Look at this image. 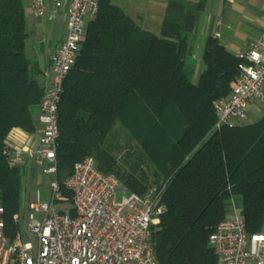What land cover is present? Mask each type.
Wrapping results in <instances>:
<instances>
[{
	"label": "trees",
	"instance_id": "obj_1",
	"mask_svg": "<svg viewBox=\"0 0 264 264\" xmlns=\"http://www.w3.org/2000/svg\"><path fill=\"white\" fill-rule=\"evenodd\" d=\"M206 2L168 0L154 34L112 0H99L58 106L55 179L62 202L71 204L64 183L87 156L129 192L144 196L154 187L163 207L151 224L158 264H218L208 236L229 216L234 195L242 198L247 233L264 232V114L214 128L213 103L231 91L239 60L207 36L198 81L185 70ZM27 39L23 0H0V206L9 239L19 231L13 215L22 209L26 163L11 166L3 150L12 128L36 130L44 90L37 63L26 55ZM116 120L138 144L124 166L104 146Z\"/></svg>",
	"mask_w": 264,
	"mask_h": 264
},
{
	"label": "built area",
	"instance_id": "obj_2",
	"mask_svg": "<svg viewBox=\"0 0 264 264\" xmlns=\"http://www.w3.org/2000/svg\"><path fill=\"white\" fill-rule=\"evenodd\" d=\"M49 5L55 11L65 10L66 33L50 57L49 83L37 106V121L43 129L26 155L42 173L56 174L63 85L76 62L87 25L98 12L99 0H30L36 17H44ZM216 24L223 25L221 21ZM220 36L217 30L212 37ZM234 55L239 60V74L229 94L213 103L217 130L234 126L235 119H245L247 102L264 107V29ZM6 143L3 153L9 164L24 163L22 150ZM64 184L71 193L73 215L56 208V202L64 200L56 179L51 182V201H41L38 189L34 199H25L30 241H23L19 231L14 239L5 235L0 206V264H158L151 224L163 211L156 204L159 193L141 197L125 192L114 175L98 169L92 156L75 162ZM117 191L123 192L121 201L116 200ZM13 220L19 223V214H14ZM208 243L223 264H264V232L248 234L241 214L220 221Z\"/></svg>",
	"mask_w": 264,
	"mask_h": 264
},
{
	"label": "crops",
	"instance_id": "obj_3",
	"mask_svg": "<svg viewBox=\"0 0 264 264\" xmlns=\"http://www.w3.org/2000/svg\"><path fill=\"white\" fill-rule=\"evenodd\" d=\"M24 6L29 9L27 21V32L28 39L30 40V45H33L34 51L37 50V46L42 45L44 40H51L50 51L48 56L39 58L36 56L35 62L40 70L39 74L36 76L39 84L45 86L49 83V72L47 71L50 64V57L54 50L57 48L58 44L64 39L66 33V18L65 10L60 9L55 11L51 5L48 6V12L44 17H36L30 10V0H24ZM165 5H163V11L152 10L149 13V19L157 20L156 27L154 29L146 26L140 25L142 28L152 32L154 34L159 33V25L162 21L164 15ZM52 16L51 18H49ZM217 21L222 22V27L217 26ZM29 23V24H28ZM58 28H62V35L60 38L54 40ZM38 29H42L44 34V39L36 38L34 35ZM264 29V0H207L205 10L201 15L199 25L195 31L194 39L195 46L202 53L205 38L207 36H213L215 31L219 30L221 33L220 42L225 46V48L235 54L236 51L247 47ZM225 37V38H224ZM54 40L55 42H52ZM202 65L199 66L200 71ZM264 90V85H263ZM255 101H250L252 103ZM256 103V102H255ZM258 104V103H257ZM247 106V103H246ZM251 104L246 111V118L248 113L255 116L258 114L256 110L251 109ZM264 114L262 111L259 116L254 118L257 120ZM37 121V109L34 114ZM245 118V119H246ZM255 121V120H254ZM252 121V122H254ZM246 123V122H245ZM251 123V122H247ZM37 133H26L21 130H16L12 133L11 137L8 139V144L17 149H21L23 154H29L30 151L35 147V141L37 139ZM31 160L28 155L25 156L24 161ZM230 212L229 216L234 214L237 209L242 208V198L239 195L232 196L230 200Z\"/></svg>",
	"mask_w": 264,
	"mask_h": 264
},
{
	"label": "rangeland",
	"instance_id": "obj_4",
	"mask_svg": "<svg viewBox=\"0 0 264 264\" xmlns=\"http://www.w3.org/2000/svg\"><path fill=\"white\" fill-rule=\"evenodd\" d=\"M168 0H112L113 3L116 5L122 7L127 14H129L133 20H135L139 25H146L152 29L156 27L157 20L155 19H149V12L152 10L156 11H163V5L166 4ZM23 4H25L23 0ZM26 5V4H25ZM27 7V6H26ZM25 8V17H26V24L28 19V8ZM35 16V15H34ZM29 24V23H28ZM160 26V25H159ZM62 28H58L57 33L55 35L54 40L58 39L62 35ZM36 38H39V40L44 39V34L42 29H38L34 35ZM225 38V37H224ZM52 40V42H55ZM51 40H44V43L42 45L37 46V50L34 51L33 45H30V40H27L26 44V55L30 59L32 63H35L36 56H39V58H43L48 56V53L50 51L51 46ZM195 39L191 42V47L188 55L185 57V70L189 75V78L192 80V82L196 83L198 81L199 75L202 71L199 70V66L202 65L201 60V53L198 48L195 46ZM49 72V68L47 70ZM251 106L250 110H256L258 114L255 116H259V114L264 111V107L260 104H257L255 102L249 103L247 102V106L245 107V110L248 112V109ZM36 112V110H34ZM253 116V114L248 113V117L246 119H235L236 123H247L252 122L256 120ZM36 130L33 133H37L39 135L42 132L43 126L40 122L35 120ZM21 130L20 128H12L8 134V137L6 139V142L8 141L9 137L12 135L13 132L16 130ZM22 131V130H21ZM104 146L108 150H110L112 153H114L120 163L126 164L124 161V158L126 157L127 152H131L135 149H137L138 144L135 139L130 135V133L126 130L124 124L120 122L119 120H116L114 123L109 135L106 138V141L104 142ZM28 161H25L26 163V174L23 177V185H24V192L22 197V209L19 212L20 220H19V232L22 235L23 241H30V237L27 233V216H28V210L25 206V199L26 201L29 199H34V195L36 190L38 189L40 192V199L43 202H49L51 201V182L53 179H55V174H45L42 173V171L33 163V161L27 159ZM134 161V158H131L128 160V165H130ZM125 188V192H126ZM160 192L156 191L155 188H151L149 192L144 196L149 195H155ZM123 196L122 191L116 192V200L121 201ZM140 196V195H139ZM143 196V197H144ZM142 197V196H141ZM56 208L57 210L63 209L66 211H69V208H71V204L69 202H56ZM236 214H241V210L237 209ZM218 264H223L221 261L218 260Z\"/></svg>",
	"mask_w": 264,
	"mask_h": 264
},
{
	"label": "water",
	"instance_id": "obj_5",
	"mask_svg": "<svg viewBox=\"0 0 264 264\" xmlns=\"http://www.w3.org/2000/svg\"><path fill=\"white\" fill-rule=\"evenodd\" d=\"M120 186H121V187H123V185H122V184H121Z\"/></svg>",
	"mask_w": 264,
	"mask_h": 264
}]
</instances>
